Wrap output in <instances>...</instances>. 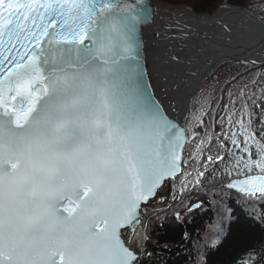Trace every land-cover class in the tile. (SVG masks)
<instances>
[{
	"label": "snow or ice",
	"instance_id": "obj_1",
	"mask_svg": "<svg viewBox=\"0 0 264 264\" xmlns=\"http://www.w3.org/2000/svg\"><path fill=\"white\" fill-rule=\"evenodd\" d=\"M150 11L0 0V264H140L122 230L135 232L141 204L180 170L184 141L144 67L125 63ZM170 27L154 33L167 41L158 59L179 68L188 34ZM229 187L264 195V175Z\"/></svg>",
	"mask_w": 264,
	"mask_h": 264
},
{
	"label": "trees",
	"instance_id": "obj_2",
	"mask_svg": "<svg viewBox=\"0 0 264 264\" xmlns=\"http://www.w3.org/2000/svg\"><path fill=\"white\" fill-rule=\"evenodd\" d=\"M188 1L187 5L197 13L212 14L220 6L229 5L249 9L264 19V0ZM210 84L215 87L213 103L217 106L208 119L211 136L206 137L208 142L202 146L201 162L197 164L203 175L188 191L189 199L169 198L165 189L158 195V205L148 216L155 245L147 242L140 264H190L198 232L206 225L213 229L212 234L205 230L200 242L208 244L211 238L215 245L201 248L196 257L198 264H264V195H241L227 188L235 178L264 172L232 166L245 144L240 142L238 148L232 143L230 130L234 125L223 121L228 122L229 116L234 123H246L263 147L255 149L252 158H264V65L241 63L218 70L206 87ZM202 162L206 167L200 165ZM199 202L198 209H191ZM221 207L224 216L223 212L219 215ZM248 258L251 261L244 263Z\"/></svg>",
	"mask_w": 264,
	"mask_h": 264
},
{
	"label": "water",
	"instance_id": "obj_3",
	"mask_svg": "<svg viewBox=\"0 0 264 264\" xmlns=\"http://www.w3.org/2000/svg\"><path fill=\"white\" fill-rule=\"evenodd\" d=\"M126 2L135 3L134 1ZM141 7V5L137 4V9ZM184 12L185 14L179 17L177 22L182 24L184 31L188 34L187 39L184 41L188 46L186 58L190 60V63H187L189 75L187 82L193 85V89L186 96V105L182 115L176 114L172 116L168 113L169 111L164 109L169 119L177 125L178 130L184 133L183 147L180 150V170L175 176L181 171L183 151L187 144L183 118L190 112L192 101L201 93L208 78L218 69L232 64L240 62L264 63V21L251 11L241 7L223 6L213 15L198 14L189 7H184ZM138 14L143 15V13ZM137 36L140 43L136 48V52L133 53L134 59L125 63L135 67L137 62H139L145 69L144 79L150 83L142 36L140 35V24L138 25ZM85 44L91 45V41L87 40ZM47 46L45 44V47ZM149 91L154 93L152 88ZM155 98L158 100L156 95ZM184 162L187 163L188 159ZM173 177H167L164 181ZM243 180L245 179L236 180L233 183H239ZM230 188L245 193L239 188ZM159 189L160 187L157 191ZM137 256L139 258L138 254Z\"/></svg>",
	"mask_w": 264,
	"mask_h": 264
},
{
	"label": "rangeland",
	"instance_id": "obj_4",
	"mask_svg": "<svg viewBox=\"0 0 264 264\" xmlns=\"http://www.w3.org/2000/svg\"><path fill=\"white\" fill-rule=\"evenodd\" d=\"M160 2L175 8V7H183L187 5L189 1L160 0ZM235 65H238V63L226 67H222L219 70L226 69ZM206 88L193 101L191 106V112L187 116H185L183 120V123L187 127V131L190 139L188 148L186 150V152L189 155L190 165L186 166V170L184 169V172L180 175L179 178H175L169 181L168 183H166V185L160 191L162 192L165 189V192L166 194L169 195V198H174V199L177 198L183 200L189 199L187 198L186 195L188 191L191 189L190 187L193 186L195 183H198L200 179L199 177H194L193 175H191V173L194 174L195 170L197 169L196 167L195 168L193 167V164L201 162V157H202L201 148L205 143L208 142V139H206V137L211 136L210 132L208 131L210 129V126L208 125V119L211 118V113H214L215 108L217 106V103H213V100L215 98L213 94V91L215 90L214 85L210 84ZM227 120L228 122L225 119H223V121H225L227 125H234L230 130L231 133L230 137L232 143L235 144L238 148H241L240 142H243L245 144V146L241 148L242 152L237 156V158H235L234 162L232 163V166L234 168L247 169L245 166V162L249 161V159H251V161H256V159L252 158V155L254 154L255 149L263 148L262 144L259 141H257L255 136L253 135V132L249 129L246 123L243 122L238 123V121L237 123H234V120L231 119L229 116L227 117ZM236 124L238 125L236 126ZM215 132H217V130L214 129L212 131V134L215 135ZM246 138H247V142H246ZM233 141H235V143ZM243 154H245V156H243ZM257 157L259 158V160H264L263 155H259ZM238 161H240L239 165L237 164ZM200 165H202V167H206V162H202ZM251 169H258V168H256L255 165L253 164ZM157 205H158L157 201H152L151 203L143 207L145 213L143 214L144 216L141 221V224L135 228V232H133L132 229L122 230L123 237L127 241H130V246L133 249H135L136 252L139 253L141 258L144 256V249H146L145 247L147 246V242L151 241L153 242V244L155 242L154 235L150 231L151 221L148 219V216L152 212L151 209L156 207ZM222 212L224 216L225 211L223 207L220 208L219 215ZM220 223L225 224L222 221H220ZM205 230H208L210 234H212L213 231V229H211L209 225H206L201 230H199L198 235L196 237L197 238L196 253H195L196 255L193 254L194 256H192L193 258L190 264H198L199 258L198 261H196V257L198 256L197 253H200V250H202L201 248H205L206 246L211 247L215 245V241H213L211 238L207 240L208 244H206V242L203 245L201 244L200 241L203 240V235L205 233ZM201 233H203V235H201Z\"/></svg>",
	"mask_w": 264,
	"mask_h": 264
},
{
	"label": "bare ground",
	"instance_id": "obj_5",
	"mask_svg": "<svg viewBox=\"0 0 264 264\" xmlns=\"http://www.w3.org/2000/svg\"><path fill=\"white\" fill-rule=\"evenodd\" d=\"M145 6L151 11L148 13V20L140 24V35L144 41V53L152 85L170 115L182 114L186 105V96L193 89V85L187 82L189 77L187 63L179 68L163 65L158 59V55L167 41H160L154 33L171 25L166 35L171 37L178 34L183 26L177 21L185 14L184 8H173L163 4L160 0H145ZM249 261H251L250 258L244 259L243 262L248 263Z\"/></svg>",
	"mask_w": 264,
	"mask_h": 264
}]
</instances>
